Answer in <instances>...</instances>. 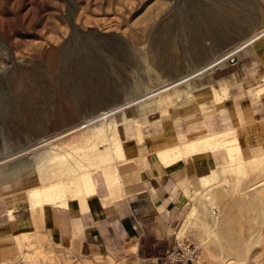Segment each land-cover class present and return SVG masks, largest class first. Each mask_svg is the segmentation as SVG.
<instances>
[{
    "label": "rangeland",
    "instance_id": "374dc122",
    "mask_svg": "<svg viewBox=\"0 0 264 264\" xmlns=\"http://www.w3.org/2000/svg\"><path fill=\"white\" fill-rule=\"evenodd\" d=\"M262 32L264 0H0V171L24 170L28 197L68 183L114 150L112 120L142 116L141 103L180 81L162 107L201 113L214 101L212 74L199 71ZM259 50L264 35L209 70H245ZM244 167L218 165L200 201L188 194L193 212L177 236L198 246L196 264H264V159ZM22 238L14 264H136Z\"/></svg>",
    "mask_w": 264,
    "mask_h": 264
},
{
    "label": "crops",
    "instance_id": "0c3cea01",
    "mask_svg": "<svg viewBox=\"0 0 264 264\" xmlns=\"http://www.w3.org/2000/svg\"><path fill=\"white\" fill-rule=\"evenodd\" d=\"M251 59L245 70L205 71L212 74L214 104L201 113L162 107L173 102L174 96L162 95L175 85L141 103L142 116L112 120L114 150L68 183L32 188L28 197L32 182L22 169L0 171V264H14L26 235L32 245L45 239L83 256H125L136 264L172 248L180 222L193 212L189 193L200 201L218 165L239 173L244 163L264 159V53ZM124 108L91 122H106Z\"/></svg>",
    "mask_w": 264,
    "mask_h": 264
},
{
    "label": "built area",
    "instance_id": "2783aa9c",
    "mask_svg": "<svg viewBox=\"0 0 264 264\" xmlns=\"http://www.w3.org/2000/svg\"><path fill=\"white\" fill-rule=\"evenodd\" d=\"M199 256L198 246L184 241L176 243L163 255L153 258L146 264H196Z\"/></svg>",
    "mask_w": 264,
    "mask_h": 264
},
{
    "label": "bare ground",
    "instance_id": "6f19581e",
    "mask_svg": "<svg viewBox=\"0 0 264 264\" xmlns=\"http://www.w3.org/2000/svg\"><path fill=\"white\" fill-rule=\"evenodd\" d=\"M263 35H264V32L259 33V34H256V35H255V39H254L252 42L250 41V42H247V43L241 45L240 47L234 49V50L231 51L229 54H227V55H225L224 57H222L221 59H219L217 62H215V64L209 65V66H207L206 68L200 70L199 72H202V73H203V72H205V71H207V70L213 68L214 66H216V65H218V64H220V63H222V62L225 61V60H230V62H232V59L235 58V57H233V56H236V54H237L238 52H240V51H242L243 49H245L246 46L251 45L253 42H255L256 40H258L259 38H261ZM199 74H200V73H199ZM186 79H187V78H186ZM186 79H185V80H186ZM183 82H184V81H180L179 83H176V84H174V85H172V86L182 84ZM114 111H115V110H114ZM114 111H113V113H114ZM116 112H117V111H116ZM108 116H109L108 113H107V114H104V115L102 116V119H100V120H106V119L108 118ZM98 121H99V119H98ZM98 121H94V122H98ZM73 130H75V129H73ZM71 132H73V131H71ZM69 133H70V132H69ZM27 170H28V169H27ZM27 170H26V171H27ZM23 173L25 174V171H24V170H23Z\"/></svg>",
    "mask_w": 264,
    "mask_h": 264
}]
</instances>
